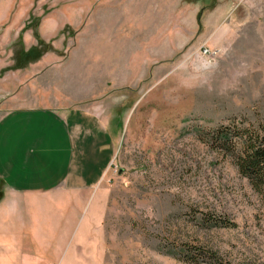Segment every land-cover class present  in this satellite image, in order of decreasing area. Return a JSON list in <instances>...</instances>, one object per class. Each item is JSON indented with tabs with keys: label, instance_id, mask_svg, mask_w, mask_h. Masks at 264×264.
<instances>
[{
	"label": "rangeland",
	"instance_id": "374dc122",
	"mask_svg": "<svg viewBox=\"0 0 264 264\" xmlns=\"http://www.w3.org/2000/svg\"><path fill=\"white\" fill-rule=\"evenodd\" d=\"M9 7L0 45L24 19L8 41L16 71L37 65L56 90L70 73L75 93L95 94L82 107L117 132L99 189L104 264H190L184 245L264 264L262 196L199 139L233 118L264 124V0H0V14ZM209 213L235 227L206 226Z\"/></svg>",
	"mask_w": 264,
	"mask_h": 264
},
{
	"label": "crops",
	"instance_id": "0c3cea01",
	"mask_svg": "<svg viewBox=\"0 0 264 264\" xmlns=\"http://www.w3.org/2000/svg\"><path fill=\"white\" fill-rule=\"evenodd\" d=\"M23 21L6 26L0 45V264H104L107 205L99 189L117 132L99 107H82L95 94L75 93L70 73L60 76L69 87L56 90L41 85L43 73L32 75L37 65L16 71L8 41Z\"/></svg>",
	"mask_w": 264,
	"mask_h": 264
},
{
	"label": "trees",
	"instance_id": "16d2710c",
	"mask_svg": "<svg viewBox=\"0 0 264 264\" xmlns=\"http://www.w3.org/2000/svg\"><path fill=\"white\" fill-rule=\"evenodd\" d=\"M205 144L224 160L235 165L239 174L249 182L264 200V124L233 118L215 129H204L199 136ZM203 223L215 228H234L228 218L209 213ZM183 261L190 264H232L217 252L199 246L184 245Z\"/></svg>",
	"mask_w": 264,
	"mask_h": 264
}]
</instances>
